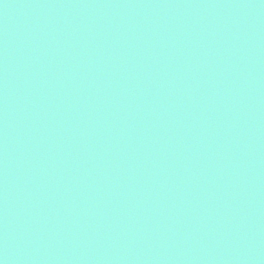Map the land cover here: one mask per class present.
<instances>
[{
  "label": "water",
  "instance_id": "95a60500",
  "mask_svg": "<svg viewBox=\"0 0 264 264\" xmlns=\"http://www.w3.org/2000/svg\"><path fill=\"white\" fill-rule=\"evenodd\" d=\"M3 264H264V0H0Z\"/></svg>",
  "mask_w": 264,
  "mask_h": 264
},
{
  "label": "clouds",
  "instance_id": "9594fccd",
  "mask_svg": "<svg viewBox=\"0 0 264 264\" xmlns=\"http://www.w3.org/2000/svg\"><path fill=\"white\" fill-rule=\"evenodd\" d=\"M0 264H3V261H0Z\"/></svg>",
  "mask_w": 264,
  "mask_h": 264
}]
</instances>
